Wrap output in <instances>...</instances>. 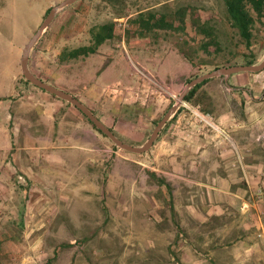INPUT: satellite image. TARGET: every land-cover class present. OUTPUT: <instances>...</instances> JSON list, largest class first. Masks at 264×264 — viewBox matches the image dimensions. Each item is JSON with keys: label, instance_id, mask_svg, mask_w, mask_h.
<instances>
[{"label": "rangeland", "instance_id": "1", "mask_svg": "<svg viewBox=\"0 0 264 264\" xmlns=\"http://www.w3.org/2000/svg\"><path fill=\"white\" fill-rule=\"evenodd\" d=\"M62 1L21 0L19 7L23 12L26 10L30 18L41 5L45 8L29 39L47 15L46 10ZM49 3L52 4L46 8ZM141 10L163 13L176 27L182 16L184 26L154 30L140 37L135 34L137 24L129 19ZM55 11L29 51V70L44 82L76 97L120 140L134 146L145 143L157 122L179 102L194 75H202L215 67L242 65L249 51L255 55L253 64L264 59V16L257 18L252 13L255 18L253 36L250 47L246 48L228 18L224 0H77ZM193 18L213 27L216 44H210L206 50L202 48L207 38L196 32L191 23ZM107 21L115 22L114 36L99 45L95 53L59 58L64 49L91 44L92 29ZM157 35L172 47H180L193 70L198 67L200 73L193 72L177 88L163 83L146 64L127 55L124 45L128 47L130 42L135 48L152 43ZM110 55H117L123 66H127L128 81L124 77L116 81L101 80ZM144 60L147 62L146 56ZM131 62L154 75L175 98L169 94H152L143 103L124 90H108L107 87L116 83L123 89L147 88V84L136 77ZM125 68L121 70L124 72ZM238 73L252 82L250 91L255 96L251 103H245L243 96L228 86L231 81L225 83L224 76L211 77L197 90L194 100L198 103L184 99L185 104L180 103L185 115L179 122H172L180 133H175L172 139L169 133L165 136L172 121L168 120L149 150L140 154L117 147L72 104L26 82L20 73L15 81L18 91L10 99V118L5 120L0 115V124L5 129L2 131H6L13 142L10 151L0 150V264H150L146 258H153L154 254L148 252L149 227H165L168 215L165 217L164 211L171 204L170 197H173V206L184 201L186 204L183 195L192 190L186 180L168 174L180 173V167L166 166L164 156L167 154L158 153L163 141L171 142V147L173 144L181 147L180 140L192 144V139L200 137L213 151L219 143L225 146L226 151L218 153L217 159L236 158L239 157L237 145L247 144L250 132L256 155L264 158V135L259 128L253 131L244 128L249 124L246 118L249 111L264 115V69ZM246 95L247 101L250 94L246 91ZM3 104L0 103V109ZM45 106L50 112H43ZM203 108L206 111H202ZM197 111L202 117L196 115ZM42 115L44 123L34 129L42 133V140L51 136V142L60 148H41L34 154L21 148L26 144L21 124ZM66 122L78 126L74 129L68 124L63 126ZM73 133L82 135L89 143L77 145L68 137ZM221 166L226 170L234 167ZM204 168L214 171L217 166ZM151 172L167 179L172 195L166 185L150 176ZM261 172L264 166L258 174ZM190 200L194 204L201 203L198 196ZM170 212L175 222L173 210ZM139 237L144 238L141 244ZM165 249L164 245L157 248L160 264H164Z\"/></svg>", "mask_w": 264, "mask_h": 264}, {"label": "crops", "instance_id": "2", "mask_svg": "<svg viewBox=\"0 0 264 264\" xmlns=\"http://www.w3.org/2000/svg\"><path fill=\"white\" fill-rule=\"evenodd\" d=\"M20 4L21 0H0V103H4L0 115H3L5 120L10 118V99L18 91L15 81L21 73L20 61L23 48L45 13L44 5H41L30 18L26 10L24 12L21 10ZM51 4L49 3L46 8ZM153 40L156 41L143 43L135 48L132 47L133 43L129 42L128 47L124 45V48L129 57L138 63L146 64L163 83L168 82L170 86L179 88V83L184 82L193 72L200 73L198 67L193 70L180 47H172L158 35ZM145 56L147 62L144 60ZM124 67L126 68L123 72L121 68ZM127 72V66H123L119 57L110 55L100 78L102 81H116L119 77H124L128 81ZM240 74L230 75L224 79L225 83L230 80L228 86L239 92L245 103H251L255 96V93L250 91L252 82ZM246 91L250 94L247 101ZM41 97L47 98L44 95ZM46 110L45 106L43 112ZM183 112V109L179 110L172 119L165 136L169 133L168 137L172 139L175 133H180L172 122H179L185 115ZM246 118L249 123L244 127L246 131H253L256 127L264 135V115L251 110ZM43 120L42 115L37 120L21 124L22 139L26 142L22 149H29L35 154L41 148H60V145L51 142V136L47 140H42V133L34 129L42 125ZM62 124L63 126L68 124L73 129L78 126L73 122ZM2 127L3 124H0V150L10 151L13 142L11 137L7 136L8 133L3 132L5 129ZM247 135L249 142L237 145L239 157L220 158L221 160L217 159L216 155L218 153L221 155L226 148L220 143L213 151L211 145L200 137H195L194 141L192 139V144L184 143L183 139H179L181 147H176L174 144L171 147V142L167 144L163 141L164 144L158 149V153L167 154L164 156L167 161L166 166L180 167V173H166L186 180L192 190L189 189L183 195L186 204L184 201V204L173 206V197H170L171 204L164 211L165 217L168 215V223L165 227L161 228L157 225L149 227L148 252L154 254L153 258H146L150 264H160L161 259L157 256V248L160 245L166 247L164 264H264V172L258 174V170L264 166V158L256 155L251 142L252 134L249 132ZM68 137L77 145L89 143L80 134L73 133ZM68 137L64 136L65 139ZM48 142L49 144H45ZM230 164L234 167L227 170L221 166H230ZM208 166H217V168L214 171H205L204 167ZM155 175L157 176L156 173ZM196 196L201 198L199 205L190 200ZM171 209L175 222L171 219ZM179 235H182V238H179ZM141 239L144 238L139 237L140 244Z\"/></svg>", "mask_w": 264, "mask_h": 264}, {"label": "trees", "instance_id": "3", "mask_svg": "<svg viewBox=\"0 0 264 264\" xmlns=\"http://www.w3.org/2000/svg\"><path fill=\"white\" fill-rule=\"evenodd\" d=\"M224 3L231 24L237 29L238 35L240 36L241 40L244 42L246 48H249L253 36L252 27L255 22V18L252 13L254 12L257 18H261L262 16H264V0H224ZM49 10L50 8H48L46 12H49ZM182 14L184 13L182 12ZM129 21L132 24H137L135 28V34L140 37L145 36L146 34H148V32L154 31L156 29H167V30L176 29V28L182 29L184 26V20L182 16H180L179 18V25H178L179 27L178 26L176 27L173 21L168 20L166 18L165 14L162 13L158 15V13H156L154 10L138 11L136 16L129 19ZM191 23L195 28L196 32L205 35L207 38V41H205L202 45V48L204 50H206L210 44L217 43L214 29L211 25H208V23L207 24L201 23L199 19H194V18L192 19ZM114 26H115L114 21H107L95 26L92 29L91 44L80 45L70 49H64L61 52L59 58L71 59V58H77L79 56H86L88 54L95 53L100 44H102L107 39H111L114 36ZM181 52L185 54L183 50ZM244 57H245V62H244L245 65H251L255 62V55L252 53V51L246 53ZM216 68L217 67H215V69ZM196 76L197 75H194V77ZM208 79H205L194 85L192 88H190L188 92L184 95L183 99L193 104L198 103V101L194 100V97L196 96L197 90ZM24 80L29 83V81H27L26 79ZM51 95L55 96L53 94ZM67 103L70 105L69 102ZM179 110L180 107L177 109V111L169 120H172L179 112ZM202 111H206L205 108H203ZM79 112L87 119V117L81 111ZM89 123L95 128V126L90 121ZM95 129L99 131L97 128ZM99 132L103 134L101 131ZM150 176L155 178L159 184L166 185V187L169 188L164 178L156 177L155 173L152 172L150 173Z\"/></svg>", "mask_w": 264, "mask_h": 264}, {"label": "water", "instance_id": "4", "mask_svg": "<svg viewBox=\"0 0 264 264\" xmlns=\"http://www.w3.org/2000/svg\"><path fill=\"white\" fill-rule=\"evenodd\" d=\"M77 0H63L59 5L56 7H51L45 18L43 19L42 23L38 27L37 31L32 35V37L28 40L27 44L24 46L22 55H21V73L23 77L29 81L31 84L43 89L44 91L55 95L56 97L69 102L74 107H76L79 111H81L87 119L97 128L99 131H101L106 137H108L117 147L132 152V153H144L149 150V148L153 145L154 141L156 140L160 130L163 128L165 123L169 120L171 115L176 112L178 107L180 106V103L183 101L184 95L188 92L190 88H192L197 83L211 78L215 76H224L225 78H228L230 75L242 71H250V72H258L264 69V59L258 63V64H251V65H233L229 67H221L209 72H206L202 75L196 76L195 78L191 79L187 84L183 92L181 93L179 97V102L175 105L171 106L170 109L163 115V117L157 122L155 125L152 133L150 134L149 138L145 141L144 144L140 146H134L127 144L120 140L107 126H105L100 119L96 117V115L80 100H78L76 97L71 95L68 92H65L61 89L56 88L53 85H50L43 80L36 77L28 68V57H29V51L32 49L34 44L37 42L41 32L49 25L51 20L53 19L56 9L63 8L69 4H72Z\"/></svg>", "mask_w": 264, "mask_h": 264}, {"label": "built area", "instance_id": "5", "mask_svg": "<svg viewBox=\"0 0 264 264\" xmlns=\"http://www.w3.org/2000/svg\"><path fill=\"white\" fill-rule=\"evenodd\" d=\"M131 64H132L133 72L135 73L136 77L140 79L141 81L145 82L147 84V88L146 89H139V88L131 89V88L125 87V89H123L122 87L121 88L118 87L119 83H116L112 85L111 87H107L108 90H111L113 92H121L122 90H124L126 93L130 94V96L133 97L135 100H138V99L143 100L142 101L143 103L147 99V96L152 95V94L163 95V96L169 94L170 96L175 98V95H171L170 93H168L167 87L163 86L162 83L158 81V79L154 75L145 71L137 63L131 62ZM196 115L202 117L198 111L196 112Z\"/></svg>", "mask_w": 264, "mask_h": 264}]
</instances>
